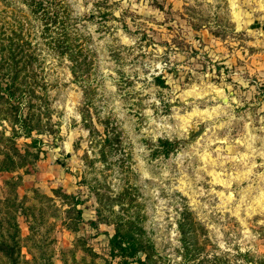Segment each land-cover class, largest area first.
<instances>
[{
    "label": "rangeland",
    "instance_id": "374dc122",
    "mask_svg": "<svg viewBox=\"0 0 264 264\" xmlns=\"http://www.w3.org/2000/svg\"><path fill=\"white\" fill-rule=\"evenodd\" d=\"M64 3L83 52L43 48L46 88L19 100L37 159L0 172V264H140L117 232L145 264H264V0Z\"/></svg>",
    "mask_w": 264,
    "mask_h": 264
},
{
    "label": "trees",
    "instance_id": "16d2710c",
    "mask_svg": "<svg viewBox=\"0 0 264 264\" xmlns=\"http://www.w3.org/2000/svg\"><path fill=\"white\" fill-rule=\"evenodd\" d=\"M0 10V108L6 104L11 106L10 101L19 105L16 111L12 110V115L4 116L11 120L12 128L9 134L3 131L0 135V172H15L37 159V156L27 149L22 152L18 148L17 140L22 137L31 138L35 128H38L39 118L34 124L30 117L31 103H24L22 108L19 100L24 96H34L37 91H35L36 87L32 86H38L42 88L41 90L46 88V85L42 83L41 75L45 60L44 57L42 58V49L51 51L59 58L68 56L69 59L74 60L82 54L83 47L77 42L74 43L71 37L70 28L67 25L70 11L64 0H0ZM16 10L21 17L15 15ZM9 11H12L11 21L2 17ZM32 19L36 21L40 33L41 41L37 45L33 44L29 34ZM35 62H38L41 71L38 72L35 69ZM29 80H33L34 84H30ZM158 82L162 86L166 84V81L160 77ZM33 140L34 144L36 139ZM161 143L163 146H170V150H173L172 141L166 139L161 140ZM77 202L80 205L84 201ZM79 214L81 217V213ZM90 224L97 226L94 221ZM18 238L19 227L17 226L16 233L10 238L11 244L1 242L0 250L11 257L17 251ZM109 245L113 256L133 259L140 264H145L141 258H138L141 249L131 235L117 232L110 238Z\"/></svg>",
    "mask_w": 264,
    "mask_h": 264
}]
</instances>
